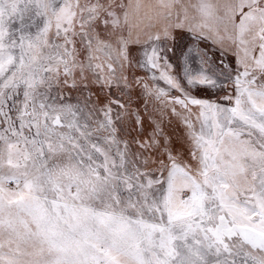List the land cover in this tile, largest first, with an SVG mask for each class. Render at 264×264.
I'll return each instance as SVG.
<instances>
[{"label": "snow or ice", "instance_id": "obj_1", "mask_svg": "<svg viewBox=\"0 0 264 264\" xmlns=\"http://www.w3.org/2000/svg\"><path fill=\"white\" fill-rule=\"evenodd\" d=\"M177 30L236 66H186V88L160 47ZM226 82L227 104L189 91ZM134 84L181 118L190 160L151 115L127 139ZM0 264H264V0H0Z\"/></svg>", "mask_w": 264, "mask_h": 264}, {"label": "rangeland", "instance_id": "obj_2", "mask_svg": "<svg viewBox=\"0 0 264 264\" xmlns=\"http://www.w3.org/2000/svg\"><path fill=\"white\" fill-rule=\"evenodd\" d=\"M13 26H17V23L14 22ZM32 30L34 31V29ZM174 36L176 37L175 40L165 41L160 45V47L164 49L162 55L166 56L168 62L172 65L171 69H169L170 74L179 79L181 84H184L186 88L187 84L186 79L184 78V69L186 66L193 74L199 72L201 69L209 72L215 70V64L219 63L221 59H223V62L227 65L232 67L236 66L235 57L231 53H227L221 57L219 48L213 45L211 41H198L187 30H177L174 33ZM189 48H191L190 52L188 51ZM138 51L139 49L137 48L132 49L134 54ZM138 58H142V54ZM210 65H212L211 68L209 67ZM134 74L136 77L143 78V82L147 83L149 87L158 85L159 87L167 88V85H165L163 81H154L152 79L153 73L147 69L136 68ZM155 74L158 76L159 72L157 71ZM129 79L130 81L132 80L131 73H129ZM226 83L227 86L220 89H208L201 87L189 89V91L191 92V95L196 96L197 98L227 104L228 101L223 98L225 96L232 95L233 90L231 84L228 82ZM91 91L100 97L101 103H107L109 99L115 100L119 98L122 99V101L127 100V96L125 95L124 97H121L120 93L117 92L115 88L111 89L110 92L106 89L104 93H101L99 86H94ZM142 92V84H134V89L132 91V107L133 109H140L141 115L145 118L143 132L138 133L137 131H133L129 136H127V139L132 140L133 138H137L140 140H146L153 127L148 120V116L151 115L154 120L161 122L164 134L170 139L173 153H181L184 160H190L188 152L189 143L186 138V128L181 118L173 115L170 108L165 107L154 96H145L142 95ZM169 92L170 96H181V93L177 90L171 89ZM64 94L70 97L73 103L76 102L79 95L74 90H65ZM176 107L179 110V106L177 105ZM113 109L114 111L118 110L115 108V105H113ZM193 111H195V109ZM121 135L123 136L124 133L121 132ZM131 147L133 152L140 151L138 145L135 143H133ZM152 155L155 159V152H153ZM149 167H155V165H149Z\"/></svg>", "mask_w": 264, "mask_h": 264}]
</instances>
